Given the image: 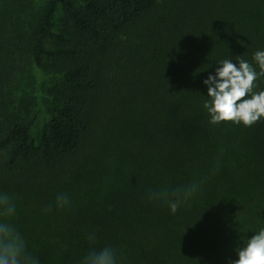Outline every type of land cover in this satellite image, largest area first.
Returning a JSON list of instances; mask_svg holds the SVG:
<instances>
[{"label": "trees", "instance_id": "1", "mask_svg": "<svg viewBox=\"0 0 264 264\" xmlns=\"http://www.w3.org/2000/svg\"><path fill=\"white\" fill-rule=\"evenodd\" d=\"M258 50L264 0H0V194L39 264L90 236L121 264L237 259L264 228V119L210 123L204 80ZM193 182L174 214L149 198Z\"/></svg>", "mask_w": 264, "mask_h": 264}, {"label": "clouds", "instance_id": "2", "mask_svg": "<svg viewBox=\"0 0 264 264\" xmlns=\"http://www.w3.org/2000/svg\"><path fill=\"white\" fill-rule=\"evenodd\" d=\"M218 62L214 74L204 80L208 87V100L204 108L209 113L210 123L219 124L231 121L251 127L264 119V90L256 91L261 77H264V50H258L249 62L237 56ZM258 66V70H257ZM198 189L196 182L177 188H160L151 190L149 198L166 203L174 214L180 205L190 198ZM58 207H67L70 200L65 194L56 198ZM16 215V205L6 193L0 194V264H39L26 240L17 227L11 223ZM95 236H90V248L82 257L80 264H121V254L111 246L95 247ZM235 251L238 258L229 264H264V228L243 241Z\"/></svg>", "mask_w": 264, "mask_h": 264}, {"label": "rangeland", "instance_id": "3", "mask_svg": "<svg viewBox=\"0 0 264 264\" xmlns=\"http://www.w3.org/2000/svg\"><path fill=\"white\" fill-rule=\"evenodd\" d=\"M74 1H75V3L81 5L85 0H74ZM64 21H65V16H64L62 10H60V12H59V17H58V24H63ZM49 45L54 47L55 42H52V41H51V42H49Z\"/></svg>", "mask_w": 264, "mask_h": 264}]
</instances>
